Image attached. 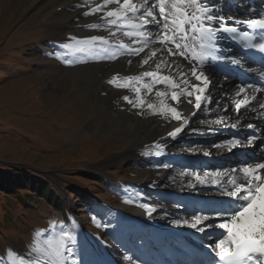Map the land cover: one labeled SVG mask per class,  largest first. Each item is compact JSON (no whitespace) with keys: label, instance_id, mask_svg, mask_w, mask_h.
<instances>
[{"label":"rangeland","instance_id":"1","mask_svg":"<svg viewBox=\"0 0 264 264\" xmlns=\"http://www.w3.org/2000/svg\"><path fill=\"white\" fill-rule=\"evenodd\" d=\"M73 2L0 0V177L8 175L9 184L0 187V252L9 246L23 249L32 243L34 230L54 225L52 236L61 228L74 232L84 264H93L87 239L112 256L109 262L99 252L95 264H127L124 253L140 233L134 231V219L161 224L181 218L170 197L185 187L180 182L188 181L182 172L195 165L183 158L184 167L175 168L176 160L163 168L144 155L123 156L125 139L114 122L105 125L96 90L74 72L83 57L69 65L56 55L64 53L60 45L69 34L84 36L60 22L63 13L72 12L75 20L79 8H71ZM187 136L182 133V142L168 143L165 150L182 151V145H189ZM144 205L155 207L151 215ZM133 231L136 237L127 238Z\"/></svg>","mask_w":264,"mask_h":264},{"label":"snow or ice","instance_id":"2","mask_svg":"<svg viewBox=\"0 0 264 264\" xmlns=\"http://www.w3.org/2000/svg\"><path fill=\"white\" fill-rule=\"evenodd\" d=\"M75 7L86 9L82 12L85 17L99 14V22L86 27L103 29L106 35L69 34L67 42L60 45L64 53L57 52V58L71 65L78 57L94 61L140 57L139 65L150 66L148 70L123 77L116 73L106 81L117 89H131L134 98L123 95L121 99L139 109L138 115L146 109L165 121L179 122V126L167 132L168 137L176 138L190 124L189 114L180 107L187 104L193 109L192 117L201 112L213 117L200 120L210 131L212 125L232 130L231 138L213 143L212 148L231 152L255 145L258 124L249 121L264 122V81H241L238 90L217 100L211 95L209 68L217 60L242 68L238 56L224 55L223 39L255 50L264 58V14L254 13L253 18L247 19L226 17L215 10L213 0H81ZM67 55L73 59L65 58ZM178 60L182 62L178 64ZM127 62L133 63L132 59ZM150 94L155 97L152 102L147 99ZM214 104L216 108L212 107ZM245 129L251 131L245 133ZM153 147L155 155L162 154L159 141H154ZM203 155L210 156L211 152L204 149ZM182 175L191 177L189 187L210 184L224 197L211 207L195 209L189 219L174 221L207 236V259L199 264H264V155L246 159L239 167L205 168ZM93 222L97 223L95 217ZM53 227L34 230L32 243L23 249L9 246L7 251L0 252V264H84L77 255L74 232L61 228L52 236ZM125 259L138 264L132 257Z\"/></svg>","mask_w":264,"mask_h":264},{"label":"bare ground","instance_id":"3","mask_svg":"<svg viewBox=\"0 0 264 264\" xmlns=\"http://www.w3.org/2000/svg\"><path fill=\"white\" fill-rule=\"evenodd\" d=\"M39 1L42 0H35L34 5H37ZM74 2L77 4L80 3L81 0H74ZM96 2H101V0H96ZM213 3L215 10L219 14L225 16L240 17V14H242L245 17H250L259 11L258 5L256 4L257 2L253 4L250 3V0H213ZM74 6L75 4L70 7L74 8ZM85 10L86 9L84 8H79L78 11L76 10L79 15L76 13V17H74L75 20L73 21L72 16H74V14L72 12L70 14L63 13L64 18H62L60 22L72 25V27L77 28L78 33L82 31L81 33L84 36L90 34L106 35L103 29L90 30L86 27L89 23L99 22V14L85 17L82 15V12ZM189 43L191 44V42ZM221 44L225 56H237L232 52L227 39L221 40ZM128 59H132L133 63L131 65L128 64ZM139 59L140 57L123 56L115 61H94L83 57V64L74 68V72L79 81L83 83L89 81L92 88L96 90L97 97L99 101H101L99 103L103 106L100 118L105 120V125L107 121L114 122V127L117 132L125 139L126 145L123 156L126 155V157H131L144 155L147 156L150 161L157 163L159 166L164 165L167 162H169L168 165H175L174 161L177 160L178 163H176L175 168L177 166L184 167L183 158H185L188 161L187 163L195 165L193 169L189 167V169L185 170L191 172L198 170L202 171L205 168L230 169L232 167H239L241 166V162L246 159H254L257 156L264 155V144L261 143V138H259L258 134H256L257 141L255 145L251 147L244 146L233 149L231 152L212 148L211 145L213 143L220 142L226 138H231L232 130L225 129L222 126L212 125L211 128L213 130L210 131L208 125L200 124V120L211 119L213 117L206 116L203 112L192 117L190 113L193 109L187 104H182L180 107L185 114H189L190 124L176 137L178 138L177 141L174 140L176 138L168 137L167 132L171 131L174 127L179 126V122L170 120L165 121L160 117L151 115L146 109L144 110L143 115H138L137 113L140 111L139 109H133L131 105H128L121 99L123 95H129L134 98L135 94L131 89H117L113 85L106 83V81L116 73H119L120 76L123 77L126 75H137L141 71L148 70L150 66L141 67L139 65ZM181 62L182 61L179 60L177 61L178 64ZM183 63L186 64L187 62ZM211 63L212 67L209 68V73L213 81L211 85V95L217 100H224L228 93H234L238 90L240 83L232 75L227 76L228 79L225 80V74L223 71V64H225L224 60H217ZM151 67H154V65H151ZM185 70H187V68H185ZM147 99L149 102L154 101V94L148 95ZM212 107L216 108V105L214 104ZM230 115L234 116L235 113H230ZM249 122L258 124L257 130H259L261 136L264 137V131H261L264 130V122H260L259 119H253ZM194 129L195 131H193ZM250 131L251 130L245 129V133ZM183 132L185 135H188L187 137L190 139V141H188L189 145H182L181 148L183 150L178 153H171L165 150V146L168 145V143H173L174 145L178 143L180 144L182 142L181 136ZM201 140L206 142L202 143ZM154 141H159L161 145H163V152L159 156L154 154L156 151L153 147ZM193 148L201 150L195 152L190 151V149ZM204 149L209 150L211 155L204 156ZM146 152H152L153 154L145 155ZM235 152L236 155L234 154ZM179 153L183 156H180ZM175 154L176 156L174 157V160H172L171 158ZM199 158H202V160L205 159V161L198 162ZM159 161H162L163 164H160ZM185 171L182 173H185ZM182 176L188 177V180L191 179L190 176ZM179 185H184L185 187H177V189H180L181 191H176V195L172 194L170 197L173 200L174 205L183 206L180 208L175 207V213L181 216V218H177V220L182 221L184 219H189L195 209L200 207H211L215 202L224 199V197L220 195L219 190L210 184H197L195 187H189L188 181H182ZM148 208L155 209V207ZM163 212L167 213L165 210ZM130 219H133V216H131ZM134 220L138 221V230H140V233L137 237V242H134L135 246L132 245L130 249L124 253V257H133L137 252V245L141 241L145 245V251L139 254L138 264H173L170 261H174L175 264H191L192 259L190 253H195L198 250H202L203 260L207 259L206 254L209 250L204 247V245L208 243L205 234H201L195 229L182 223H174L175 220L173 217L168 221L162 220L163 222L161 224L157 220ZM151 223H154L157 226L151 227ZM151 228L155 229L151 230ZM213 231L220 230L213 229ZM150 234L152 237H149L148 239ZM180 235H183L182 239ZM180 239L181 241L179 244H182V247H179V245L174 246L173 244ZM167 240H169V243H167ZM151 246L158 247L159 250H157L158 248L156 249ZM150 250L153 251L154 254H152ZM108 260L109 262H112L110 259H106V261ZM126 262L127 264H130V261L127 259ZM99 264H103V260H101Z\"/></svg>","mask_w":264,"mask_h":264},{"label":"trees","instance_id":"4","mask_svg":"<svg viewBox=\"0 0 264 264\" xmlns=\"http://www.w3.org/2000/svg\"><path fill=\"white\" fill-rule=\"evenodd\" d=\"M21 170H23V169H21ZM15 171V170H14ZM0 174H2V173H0ZM7 177H8V175H6V174H3L1 177H0V182L3 180V179H7ZM6 185H9L8 184V179H7V182H6V184H2V183H0V187H6Z\"/></svg>","mask_w":264,"mask_h":264}]
</instances>
